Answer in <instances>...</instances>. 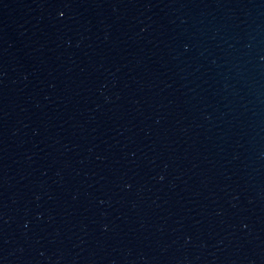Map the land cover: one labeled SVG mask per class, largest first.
<instances>
[{
    "label": "water",
    "instance_id": "1",
    "mask_svg": "<svg viewBox=\"0 0 264 264\" xmlns=\"http://www.w3.org/2000/svg\"><path fill=\"white\" fill-rule=\"evenodd\" d=\"M0 264H264V0H0Z\"/></svg>",
    "mask_w": 264,
    "mask_h": 264
}]
</instances>
